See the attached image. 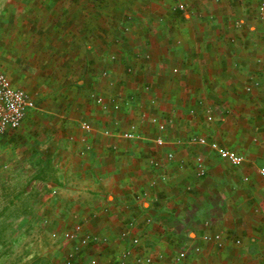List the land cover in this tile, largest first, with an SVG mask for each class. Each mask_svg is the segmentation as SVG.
<instances>
[{"label": "crops", "instance_id": "1", "mask_svg": "<svg viewBox=\"0 0 264 264\" xmlns=\"http://www.w3.org/2000/svg\"><path fill=\"white\" fill-rule=\"evenodd\" d=\"M185 1L187 13L175 10L174 0H18L9 17L1 13L2 33L33 36L43 67L55 63L33 75L19 57L14 70L6 66L14 51L0 48V68L35 100L21 126L0 135L21 136L16 167L0 175V188L17 185L33 212L28 218L46 228L47 239L74 223L95 235L77 264H116L125 249L127 264L137 256L153 264H264L260 0ZM78 67L86 70L75 81ZM29 77L60 94L38 107V92L24 87ZM251 79L259 85L246 91ZM92 94L104 96L107 107ZM130 123L143 138L120 137ZM158 123L165 126L162 146L153 143ZM191 136L216 140L243 161L232 165ZM7 161L1 158L4 168ZM129 223L128 237L120 238ZM212 233L222 247L202 240ZM54 240L63 252L73 243ZM183 249L189 256L176 263Z\"/></svg>", "mask_w": 264, "mask_h": 264}, {"label": "rangeland", "instance_id": "2", "mask_svg": "<svg viewBox=\"0 0 264 264\" xmlns=\"http://www.w3.org/2000/svg\"><path fill=\"white\" fill-rule=\"evenodd\" d=\"M18 4V0H0V17L2 15L1 13H5L9 17L14 10L18 9ZM190 7L191 5L189 4ZM9 23L11 24V21ZM16 24L15 26L8 25L11 32L17 31L18 27ZM33 40V36L23 38L17 34L5 35L2 33V28L0 27V48L7 49L10 52L14 51L15 53L13 61L10 60V62H7L6 66H11L16 70L19 64L18 58L20 57L23 59H21L22 62L20 60V64H25V67L23 65L21 67L28 73L37 75V69L50 72L49 69L53 68H50L49 65L55 62L48 59L45 61L47 65L43 67L42 61L39 58L40 53L39 51H35ZM17 52L18 55L16 54ZM85 70L81 67L73 69L74 75L76 76L75 81L81 74H85ZM16 72L15 74H17ZM26 80L27 82L24 87L38 92V98L36 100L38 107L49 103L48 97H58L60 94L58 92L54 94V90L50 91L49 84L38 85L30 77ZM32 93L34 94V92ZM20 141L21 136L14 131L8 137H0L1 158L7 156L8 159V167L4 168L0 158V175L8 173V171L16 167V163H12V157L16 155L18 151L17 146ZM9 184L4 189L0 188V264H64L63 258L71 246L63 252L61 242L55 241L54 239H47L48 231H45L46 228L42 227L38 220L28 218V216L33 215V212L24 208V204L21 203L22 199L18 196L17 185L12 182ZM26 218L30 220L26 221ZM76 257H78V253ZM74 264H77L76 261Z\"/></svg>", "mask_w": 264, "mask_h": 264}, {"label": "built area", "instance_id": "3", "mask_svg": "<svg viewBox=\"0 0 264 264\" xmlns=\"http://www.w3.org/2000/svg\"><path fill=\"white\" fill-rule=\"evenodd\" d=\"M216 2L220 0H214ZM174 9L187 13V2L185 0H174ZM257 13L258 17L261 20H264V0H260L257 5ZM263 40H264V27H263ZM130 70V69H129ZM259 85V81L256 79H251V81L245 86L246 91H251L254 86ZM92 98L94 99L96 104H99L103 109L107 107L104 96L100 94H92ZM35 107V100L33 96L26 91L25 89L14 86L11 83V80L7 76V74L0 68V135H4L9 131L18 129L29 109H33ZM113 107L118 108L117 104H114ZM211 116H207V120H211ZM152 122H156V119L151 118ZM80 127L88 131L91 129V125L88 121H82L80 123ZM165 126L162 123L157 124L158 134L153 137V143L157 146L164 145L165 141L162 137V131ZM143 133L139 130L138 125L136 123H130L128 128L120 133V137L123 139H141L143 138ZM189 141L192 143H196L198 145L204 146L210 151H213L220 159L229 162L232 165H238L243 161V156L236 153L235 151L228 149L221 144H219L216 140H209L204 136H191ZM167 159L173 158L172 152H167ZM153 165L156 166L157 163L152 161ZM198 175H202L204 173V168L198 165L197 169ZM259 174L264 177V167H260L258 169ZM52 193H56V189H52ZM150 219H146V222H149ZM131 224L129 223L128 227L122 230L119 234L120 238H127L129 235V230L131 228ZM54 239L61 238L66 243L73 242L70 250L64 256V264H74L76 261V255L81 251V249L87 247L91 241L96 239V236L92 233L84 231L82 225L80 223H74L73 226L69 229L63 230L60 234L56 231L51 233ZM202 240L206 243H211L215 247H222L224 245V239L221 237L219 233L212 234H203ZM239 243V240L235 241ZM138 244V238H131V245L135 246ZM200 250L199 246H194L191 248V252H198ZM190 251L183 249L177 252L175 256V262H182L186 260L189 256ZM131 254L130 249H125L122 255L117 260L116 264H127V257ZM137 264H153V258L150 256L147 257H136ZM88 264H96V260L91 258L88 261Z\"/></svg>", "mask_w": 264, "mask_h": 264}]
</instances>
